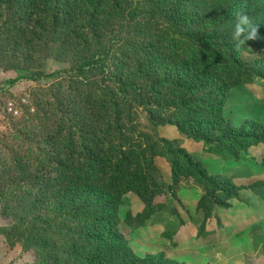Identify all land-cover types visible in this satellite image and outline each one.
I'll use <instances>...</instances> for the list:
<instances>
[{
  "label": "trees",
  "instance_id": "1",
  "mask_svg": "<svg viewBox=\"0 0 264 264\" xmlns=\"http://www.w3.org/2000/svg\"><path fill=\"white\" fill-rule=\"evenodd\" d=\"M262 1L0 0V10L8 6L20 21L29 23L84 19L96 21L100 34L106 27L98 21L142 18L174 21L186 33L179 39L155 37L144 43L153 55L162 52L160 57L102 65L118 90L109 101L99 95L86 99L74 149L69 147L60 164L45 174L38 194L28 202V215L41 225L28 230L42 246L36 264H179L163 255L136 256L119 231V210L126 195L137 196L147 208L163 193L157 157L170 163L175 186L181 177H194L211 188L199 208L207 199L229 208L228 201L239 196V189L233 184L223 189L221 203L218 177L209 175L184 148L142 132L137 118L144 112L154 129L173 125L203 142L207 152L225 159L230 154L234 161L263 142L264 134L256 133L252 125L235 127L224 114L231 91L254 74L252 64L234 50L231 37L237 14H254L264 21V7L258 8ZM259 26L262 36L264 23ZM118 53L125 55L122 47ZM257 77L264 80L263 74Z\"/></svg>",
  "mask_w": 264,
  "mask_h": 264
},
{
  "label": "rangeland",
  "instance_id": "2",
  "mask_svg": "<svg viewBox=\"0 0 264 264\" xmlns=\"http://www.w3.org/2000/svg\"><path fill=\"white\" fill-rule=\"evenodd\" d=\"M7 7L2 6L0 10V264H36L42 246L38 244L39 237H32L28 230L32 225H41L28 215V202L38 194L45 174L60 164L69 147L74 149L73 144L79 138L78 116L86 99L99 95L109 101L118 90L117 82L107 76L102 65L114 67L121 61L132 63L160 57L162 52L153 55L144 43L155 37L179 39L186 33L174 25V21H143L139 18L137 21H98L106 27L104 33L98 34L94 25L96 21L29 23L20 21ZM262 7L264 0L258 4V8ZM249 17L254 24L264 23L254 14ZM259 37L248 41L241 49V58L252 64L254 74L249 82L231 91L224 114L233 126L250 124L256 133L264 134V80L257 77L264 75V35L259 34ZM121 47L125 55L118 53ZM34 78L41 79L33 81ZM15 79L22 80L8 85ZM137 120L142 132L164 138L159 134V127H152L144 112ZM165 126L169 127L163 129L169 131L173 125ZM182 136L193 144V153L199 156L211 153L205 150L203 142ZM251 147H254L255 155L249 154L248 150V154L238 161H234L230 154L227 155L229 159L215 154L225 164L223 173L216 175L221 190L218 193H221L220 202L223 203L222 190L233 184L239 189V196L234 199L242 200L241 195L254 196L253 210L257 216H263L264 141ZM184 149L192 154L190 149ZM161 158L171 168L167 159ZM156 165L162 168L159 162ZM161 174L163 193L154 198L150 207L135 216L126 213V209L135 207L133 201L136 198L128 194L123 199L121 214L119 210V231L136 256L142 259L166 257L163 250L176 247L179 251L173 255L168 252L171 256L166 258L179 264H239L233 254L246 246L250 251L249 264H264V227L258 224L249 235L248 243H220L215 250L206 247L203 257H198L196 252L197 255L191 256V250L175 243V234L185 223L187 202L195 199L200 202L211 188L194 177H181L177 186L174 182L169 186ZM199 202L198 209L205 217L216 207H223L207 199L199 208ZM207 211L210 214L206 216ZM151 218L158 224L163 223L162 234L155 232V238L149 240L146 236H135ZM216 252H220V257L209 256Z\"/></svg>",
  "mask_w": 264,
  "mask_h": 264
},
{
  "label": "crops",
  "instance_id": "3",
  "mask_svg": "<svg viewBox=\"0 0 264 264\" xmlns=\"http://www.w3.org/2000/svg\"><path fill=\"white\" fill-rule=\"evenodd\" d=\"M169 126H160L158 128L159 134L162 137L167 138L171 141L176 147L187 148L192 154L193 158H196V162L202 164L207 170L209 175L216 176L223 173L224 162L219 159L218 155L205 153L199 156L192 152L193 144L191 141L186 140L184 136L178 131L177 127L172 126L169 131L163 129ZM170 133L167 136V133ZM195 149V147H194ZM249 154L255 155L254 147L249 148ZM156 163L161 164L162 168L160 169L163 173L165 182L170 186L172 185V173L171 168L168 164L164 163L163 158L157 157ZM193 193V189H192ZM133 195V194H130ZM135 198V207L126 209V213L131 214L132 216L142 213L145 209V205L139 200V198L133 195ZM242 200L232 199L230 200L231 207L223 208L216 207L212 210L211 214L208 217L204 216L202 210L198 209L199 199H195L187 202V210L184 211L185 223L180 226L179 230L175 234V243L178 242L179 245H183V248L189 249L190 255L195 256L198 253V257H203L205 255V248L208 247V250H215L218 244L223 243H232L239 242L246 244L249 242V235L254 232L255 226L258 224L260 227H264V214L263 216L256 215V212L253 210L254 206V196L241 195ZM252 201V202H251ZM122 208H120V214L122 213ZM164 231L163 223L158 224L153 218L147 221L144 227L139 229L134 235L137 236H146V238L154 239L155 232L160 235ZM199 231H203L199 234ZM227 234L228 236H225ZM225 236V237H224ZM235 236V237H232ZM174 247L176 245H173ZM207 249V248H206ZM154 249H150L152 251ZM194 250V251H192ZM175 251H179L178 248L166 250V257L168 258L170 252L172 255ZM200 252V253H199ZM153 253V252H152ZM218 253V254H217ZM254 251H251L253 255ZM220 257V252L211 254L209 256ZM235 258L239 259V264H249L247 261L250 258V251L248 247H244L239 253L233 254Z\"/></svg>",
  "mask_w": 264,
  "mask_h": 264
},
{
  "label": "clouds",
  "instance_id": "4",
  "mask_svg": "<svg viewBox=\"0 0 264 264\" xmlns=\"http://www.w3.org/2000/svg\"><path fill=\"white\" fill-rule=\"evenodd\" d=\"M258 24H254L251 18L245 13H238L232 32L234 50L239 52L248 41L259 39Z\"/></svg>",
  "mask_w": 264,
  "mask_h": 264
}]
</instances>
